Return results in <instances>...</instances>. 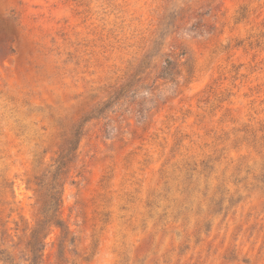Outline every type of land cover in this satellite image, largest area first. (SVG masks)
<instances>
[{
    "label": "rangeland",
    "instance_id": "rangeland-1",
    "mask_svg": "<svg viewBox=\"0 0 264 264\" xmlns=\"http://www.w3.org/2000/svg\"><path fill=\"white\" fill-rule=\"evenodd\" d=\"M263 168L264 0H0V264H264Z\"/></svg>",
    "mask_w": 264,
    "mask_h": 264
},
{
    "label": "trees",
    "instance_id": "trees-1",
    "mask_svg": "<svg viewBox=\"0 0 264 264\" xmlns=\"http://www.w3.org/2000/svg\"><path fill=\"white\" fill-rule=\"evenodd\" d=\"M174 68H175L174 62H172L169 58H165L163 60V65L161 66L160 74L157 77L158 78H168L169 77L171 78V80H173L172 78L174 77ZM69 152H70V148H69ZM263 172H264V168H263ZM57 195H58L57 198H55L57 207L51 213L53 216L52 219L54 220L53 222H50L49 226L51 225V223L56 226L59 225L56 217H57V208L60 203V196H61L60 191L57 192ZM45 236H46V232L42 230V225L38 223L36 227L31 231V239L27 242V247L31 254V262L36 260L39 256H41V250L44 245ZM25 261H28V260L25 259ZM0 262L2 263L5 262V259L0 258Z\"/></svg>",
    "mask_w": 264,
    "mask_h": 264
}]
</instances>
